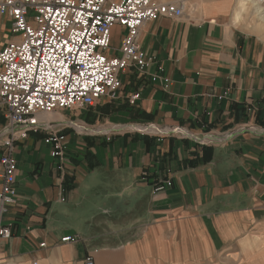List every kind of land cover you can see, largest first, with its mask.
Here are the masks:
<instances>
[{
	"label": "crops",
	"instance_id": "1",
	"mask_svg": "<svg viewBox=\"0 0 264 264\" xmlns=\"http://www.w3.org/2000/svg\"><path fill=\"white\" fill-rule=\"evenodd\" d=\"M154 1L182 15L140 30L144 72L126 69L115 100L42 116L15 142L0 264H264V39L236 23L238 0ZM122 34L112 27L106 54ZM14 39L0 15V48ZM5 128L0 104V156Z\"/></svg>",
	"mask_w": 264,
	"mask_h": 264
},
{
	"label": "built area",
	"instance_id": "2",
	"mask_svg": "<svg viewBox=\"0 0 264 264\" xmlns=\"http://www.w3.org/2000/svg\"><path fill=\"white\" fill-rule=\"evenodd\" d=\"M0 15L10 18L16 36L0 48V104L6 121L0 156V239L7 240L11 226L2 225L1 218L15 203V142L37 132L42 116L115 100L119 75L130 67L143 73L149 63L138 43L140 30L158 18H180L182 8L154 0H0ZM115 25L123 34L118 54L108 55ZM138 97L131 96L130 103ZM62 139L54 131L46 134L54 157L63 155ZM171 185L169 179L157 180L153 191ZM75 239L66 236L61 242Z\"/></svg>",
	"mask_w": 264,
	"mask_h": 264
},
{
	"label": "bare ground",
	"instance_id": "3",
	"mask_svg": "<svg viewBox=\"0 0 264 264\" xmlns=\"http://www.w3.org/2000/svg\"><path fill=\"white\" fill-rule=\"evenodd\" d=\"M256 1L257 0H238L236 10L234 13V19L236 23L243 29H246L249 32L257 33L263 36L264 35V14L263 15L261 14L260 7L255 6ZM252 8H254L257 15L261 14V16H259L258 18L251 17L249 13L251 12ZM136 128L140 131H145L144 129H142V127H136ZM92 131H96V130L93 129Z\"/></svg>",
	"mask_w": 264,
	"mask_h": 264
},
{
	"label": "rangeland",
	"instance_id": "4",
	"mask_svg": "<svg viewBox=\"0 0 264 264\" xmlns=\"http://www.w3.org/2000/svg\"><path fill=\"white\" fill-rule=\"evenodd\" d=\"M255 6L256 7H260V12L263 15L264 14V0H257ZM261 14L257 15L256 12H255V10H254V8H252L251 9V12L249 13V15L251 17H254V18H258L259 16H261ZM254 34L264 39V35L261 36L260 34H257V33H254ZM116 42H117V39H115V41L112 42V44H111V47L112 48L113 47H116V44H117ZM48 116H51V115H45L44 117H48Z\"/></svg>",
	"mask_w": 264,
	"mask_h": 264
}]
</instances>
